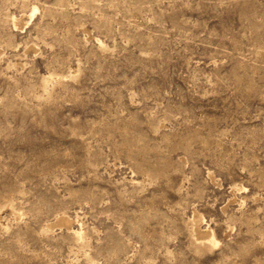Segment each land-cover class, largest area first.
Listing matches in <instances>:
<instances>
[{
  "label": "rangeland",
  "instance_id": "obj_1",
  "mask_svg": "<svg viewBox=\"0 0 264 264\" xmlns=\"http://www.w3.org/2000/svg\"><path fill=\"white\" fill-rule=\"evenodd\" d=\"M0 264H264V0H0Z\"/></svg>",
  "mask_w": 264,
  "mask_h": 264
},
{
  "label": "bare ground",
  "instance_id": "obj_2",
  "mask_svg": "<svg viewBox=\"0 0 264 264\" xmlns=\"http://www.w3.org/2000/svg\"><path fill=\"white\" fill-rule=\"evenodd\" d=\"M13 24H14V26L16 27V28H22L23 26H24V24H25V19L23 18V17H20L19 19H13ZM61 222H63V223H66V221L65 220H62ZM195 234L197 235V236H200V237H205V236H209L210 235V233L208 232V230H205V229H203V228H201L200 227V225H199V221L197 220V219H195ZM195 236V235H194ZM197 236H196V238H197ZM196 238H195V240H196ZM209 239V238H208ZM200 240H202L203 241V239H201L200 238ZM205 240V239H204ZM207 240V239H206ZM199 242V241H198ZM204 242V241H203ZM209 243H211V242H209Z\"/></svg>",
  "mask_w": 264,
  "mask_h": 264
}]
</instances>
